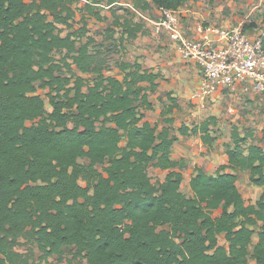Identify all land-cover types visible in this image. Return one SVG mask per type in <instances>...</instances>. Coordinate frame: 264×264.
<instances>
[{
  "label": "trees",
  "instance_id": "16d2710c",
  "mask_svg": "<svg viewBox=\"0 0 264 264\" xmlns=\"http://www.w3.org/2000/svg\"><path fill=\"white\" fill-rule=\"evenodd\" d=\"M188 1L132 0V7L177 11ZM74 2L0 0V264H53L48 258H60L67 246L86 264H251L249 256L264 264V190L247 204L236 185L237 173L247 171L264 188V148L233 126L227 164L215 175L195 167L191 195L183 194V175L174 169L182 162L171 158L177 136L168 126L156 132L142 111L153 110L148 95L161 74L121 62L118 79L93 65L83 16L73 28ZM85 11L92 13L88 5ZM113 23L120 41L142 30L126 19ZM71 65L95 77L87 83ZM63 66L69 76L59 74ZM38 82L48 89L50 110ZM166 97L160 116L171 124L179 105L170 91ZM214 122L181 124L177 132L199 135L209 149ZM150 166L167 171L163 181L152 182ZM23 238L42 260L29 263L16 249Z\"/></svg>",
  "mask_w": 264,
  "mask_h": 264
},
{
  "label": "rangeland",
  "instance_id": "374dc122",
  "mask_svg": "<svg viewBox=\"0 0 264 264\" xmlns=\"http://www.w3.org/2000/svg\"><path fill=\"white\" fill-rule=\"evenodd\" d=\"M86 5L90 6L92 13H86ZM183 6L189 12L184 16L180 15V13L178 14L180 21L182 20L181 24L184 30H188L190 24L194 25L197 22L204 21L205 23L210 22L211 24L228 26L242 24L244 29L248 30L250 34H264V0H194L186 2ZM72 8L75 10L73 28H79V22L83 16L88 34L95 40V44L89 46L90 54L94 56L93 65L99 66L105 74L121 78L123 73L118 69V64L146 57L140 54L137 49L143 47L142 42L138 41L142 39V36H139L140 39H124L120 42L118 41L121 35L120 26L113 23V18L115 17L119 22L121 18H124L130 21L131 24H142L144 21L143 17L147 16L148 13L134 9L131 0H117V2L110 5L107 4L106 0H75ZM192 11L198 12V15L202 18L209 17L215 19V21L212 22L201 18L190 19L187 16ZM94 13H96V16L100 15L102 19L92 15ZM151 18L155 22L158 20V17L155 16H151ZM83 40L85 41L86 38ZM161 48L162 44H158L155 52L159 54L165 53V51L160 50ZM176 56L178 59L175 49L174 57L176 58ZM61 58L62 54L54 53L55 61H60ZM178 60V64L175 61L177 66L173 65V67H168L167 70L168 72H173V77H170V75L165 79L164 76L168 72L162 73L159 70L163 79H160L161 81L156 90L148 95L153 105V110L142 109V111L144 112V119L156 127V132H159L163 126H168L171 134L177 136V140L171 148V158L182 162V166L174 169L180 171L183 175L180 191L186 196H190L189 175L193 173L195 167L203 168L211 175L216 174L221 164L214 165L209 158L212 153L215 154L214 158L217 160L224 158L226 145L231 143L230 131L233 126H237L240 129L241 135L246 130L250 131L253 134L254 143L264 148V138L262 137V130L264 129V101L254 92L237 88L233 91L224 90L218 92L203 107H200L197 101L190 98V94L199 80V70L190 62ZM68 62L70 63V60ZM66 69L63 66L59 74L69 76L70 72H67ZM71 69L76 75L82 76L87 83H90L89 81L93 76L91 73H80L72 65ZM181 73L184 76L186 75L187 80H185L184 76H178ZM195 77H198V79H195ZM36 86L37 93L45 101L47 110H50L47 97L48 89L42 87L40 82ZM68 86H72V83ZM169 91L175 97L179 107L169 115L173 118V122L166 124L162 121L160 111L169 102L166 97V93ZM210 117L215 120L210 125V133L215 137V141L209 149L203 146L199 135L180 136L177 132V128L181 124L192 127L194 124H200ZM86 162L88 161L84 158L80 160V163ZM226 164L224 163L223 165ZM102 168V165H97L98 170L101 171ZM230 171L229 168H224L221 172ZM166 173L167 171L165 170L151 166L148 168V174L154 183L163 181ZM82 184L85 185V182ZM236 185L247 204H254L264 190L263 187L254 186L249 182L247 171L237 173ZM219 213L220 210H214L212 216H217ZM252 239L253 242L256 241V234L253 235ZM219 241L221 244L224 242L221 237ZM16 249L23 254L29 263L42 260V253L38 251L31 239H19ZM74 251V247L67 246L64 248L60 258L52 256L48 260L53 262V264H86L84 258L74 256ZM249 262L253 264V259L250 256Z\"/></svg>",
  "mask_w": 264,
  "mask_h": 264
},
{
  "label": "built area",
  "instance_id": "2783aa9c",
  "mask_svg": "<svg viewBox=\"0 0 264 264\" xmlns=\"http://www.w3.org/2000/svg\"><path fill=\"white\" fill-rule=\"evenodd\" d=\"M160 12L156 30L166 33L175 44L178 59L199 70L190 98L200 107L218 92L237 88L254 92L264 101V34H250L242 24L204 21L184 33L177 11L160 8Z\"/></svg>",
  "mask_w": 264,
  "mask_h": 264
},
{
  "label": "crops",
  "instance_id": "0c3cea01",
  "mask_svg": "<svg viewBox=\"0 0 264 264\" xmlns=\"http://www.w3.org/2000/svg\"><path fill=\"white\" fill-rule=\"evenodd\" d=\"M153 7H154V9H153ZM143 11L144 12H147L148 15L146 14L147 16H144L143 17V20H144L143 22L144 23L143 22H142V24L140 23L142 25V30L137 33V35H136V37L134 39H138L139 36H142V39L139 38L140 40H138V41L139 42H142L143 47H139L138 46L139 48H137V49H138V52L140 54H143L146 57H141V58H138L137 60H134V61H137L138 63H140L142 65V67L144 69H148V70L152 71L153 73H157V72L158 73H160V72L166 73V71L168 70V67H173V65L174 66H177V65H175V61H176V63H177V61H179L177 59V56H176V58L174 57V55H175V46H174V43L169 39V37L167 36L166 33H164V32H158L156 30V28H155V25H154L155 24V21L151 18V16H155V17H158L159 18L160 17V14H161L160 8L155 7L152 3H150V7L148 9H146V10H143ZM177 12H178V14L180 13V15L184 16V15H187L186 13L188 12V10L186 8H184V6L182 5L177 10ZM187 17H189L190 19H194V18L198 19V18H201V19L210 20L212 22L215 21V19H212V18H209V17L202 18L200 15H198V12H195V11L190 12V14H188ZM99 19H102L101 16H100ZM113 20H114V18H113ZM123 21H124V18H121L120 23L123 22ZM192 27H193V24H190L188 30H184V28L182 27V31L184 33H188L189 30H191ZM87 36H89L88 32H87ZM90 38H92V37H90ZM92 40H93V43L92 44H95V40L93 38H92ZM118 41H120V39ZM83 42H84V40H83ZM158 44H162V48L160 50L161 51H165V53L159 54V53L155 52L156 51L155 48H156V46ZM134 61H132V62H134ZM189 68H192V67H189ZM159 70H160V72H159ZM195 73H196V71H195ZM92 75H93L92 77H95L94 74H92ZM172 75H173V72L170 71V72H168V74L166 76H164V78L167 79L169 76L170 77H173ZM111 76H113V75H111ZM178 76H181L182 77V76H184V74L181 73V74H178ZM114 77H116V76H114ZM116 78H118V77H116ZM121 78H118V79H121ZM184 78H185V80H187L186 75L184 76ZM160 79H163V77H161ZM160 79L157 81L158 82V86H159V83L161 81ZM195 79H198V77H195ZM214 157H215V154L212 153V155L209 158V160L211 161V163L214 164V165H220V164L223 165L224 163H227L226 154L224 155V158H221V160H217ZM199 162H200V160H199ZM209 165H210V162H209ZM201 169L206 174L211 175L210 173H207L206 172L207 170L205 171V169H203V168H201ZM191 175H189L188 182H189V179H190V176Z\"/></svg>",
  "mask_w": 264,
  "mask_h": 264
}]
</instances>
